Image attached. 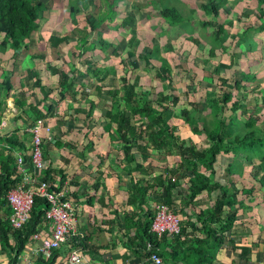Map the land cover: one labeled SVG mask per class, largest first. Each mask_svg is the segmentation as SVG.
<instances>
[{
  "label": "trees",
  "instance_id": "16d2710c",
  "mask_svg": "<svg viewBox=\"0 0 264 264\" xmlns=\"http://www.w3.org/2000/svg\"><path fill=\"white\" fill-rule=\"evenodd\" d=\"M196 1L199 2L201 14L212 16L209 21L198 22L199 28H202L200 37L204 40L203 43L192 34L186 38L203 54L199 57L202 68L199 71L200 79L196 83L201 85L206 82L209 84L210 80L215 81L213 89L206 90L201 102L202 109L210 115L208 119L199 114L194 117L198 106L192 102L190 94L195 91V75L189 77L191 87L183 94V100L174 91L171 66L165 57L160 56L159 42H149L148 46L136 50L134 37H131L128 48H123L121 52L117 46L123 36L115 40L103 36L98 41H90L91 34L103 22L102 15L95 16L92 12L93 5L97 8L95 0H71L67 20L69 26L74 28L71 30L68 26L64 32L54 28L56 33L50 32L42 23L46 19L44 12L50 9L43 0H0V53L10 49L13 59H17L21 50L32 48L34 33L40 32L42 41V31L43 36L44 31L50 32L47 37L49 48L56 49L71 40L77 49V63H74L72 71L65 72L64 60L63 64H59L57 59L55 62L49 61L47 70L56 79L51 86H46L39 71L33 69H17V73L12 69L1 70L0 124L4 112L2 96L13 99L17 111L13 120L25 124L23 142L16 133L19 129L0 136V244L14 254L12 264L16 263L19 254L25 251L31 240H37L35 234H41L43 228L50 231L45 220V212L49 208L45 198H35L30 219L19 229L9 227L11 209L5 199L6 193L25 178V173L18 170L16 152H22L23 162L28 166L27 174L35 172L31 161L32 146L28 149L25 142L32 140L29 129L39 119L58 130V133H53L52 130L48 134L42 133L41 150L46 169L41 179L53 182L54 174H58L59 188L68 179L65 171L69 167V160L66 156H73L72 150H77L78 145H82L79 141L72 142L68 136L78 134L82 141H86L82 150L77 152V159L83 162L86 152L93 147L91 134L99 142L108 141L110 151L107 155L118 163L116 168L119 169L112 171V174L117 179L118 189L127 193V201L122 208L131 207V211L121 210L120 218L116 210L111 211L113 217H102L101 224H96L97 229L101 230L103 224H117L122 228L121 237L127 239L125 244L137 256L147 257L155 253L160 241L169 237L166 234L158 236L150 230L157 204H163L179 215L180 231L170 236L175 242L174 247H171L173 255L170 253V256L177 263L211 264L215 252L222 244L230 241L235 246L231 234L239 210L248 209L245 202L264 203V107L260 109L258 104L259 100L264 104V97L258 95L256 104L250 107L243 102V95L256 82L257 77L253 71L243 70L238 74V79L222 75V71L227 72L236 66L234 59L240 60L241 54L237 50L232 49L229 63L218 60L215 62L212 59L216 55L230 52L232 44L226 41L233 36L238 38L235 46L239 50L243 48L241 53L246 51L249 54L251 62L248 61V69L259 63L254 54L257 46L252 39V31L264 29V0H254L259 7L255 16L261 21L260 25L257 28L246 25L245 29L236 34L230 32L237 26L234 20H216L219 10L228 8L229 0ZM49 2L51 6V0ZM152 2L154 1L147 3ZM112 5L114 3L108 5L105 17L114 14ZM229 11L231 10L228 13ZM79 15H84V27L78 26ZM157 16L155 19L164 21L163 26H177L183 33H191L193 29L188 17L182 16L166 3ZM133 20L132 11L126 12L125 17L120 19L119 27L123 35L131 28ZM164 33L161 31L162 35ZM171 47L172 44H165L166 50ZM108 49L110 53L107 54ZM179 49L183 48L179 46ZM89 51L91 54L88 56L86 53ZM115 55L120 57L119 69L107 63L110 56L116 57ZM96 56L98 59H94ZM37 57L40 56L32 55L31 60ZM212 61L215 64L211 67ZM136 70L138 73L133 74ZM150 72H154L152 79L139 85V79ZM16 74L19 78L14 81ZM26 78L28 81L32 80V84L28 86V82H23V85L18 83ZM158 84H162L159 91ZM251 89L256 91L260 87L251 86ZM77 95L78 106L69 108V100L75 101ZM226 109L230 111L229 115H224ZM55 111L58 113L54 117ZM239 111L241 113L237 114ZM242 116L245 118L242 119ZM65 123H71V128L68 129ZM75 126L78 129L73 133L72 128ZM63 137L67 139L62 141ZM52 145L57 151H61L60 162L64 164L61 167L56 168L49 160L50 149L54 154ZM105 147L106 144H103L102 149ZM172 156L178 157L179 162L170 167L166 160ZM148 160V168L156 172V176L149 181L145 179L150 174L139 163H147ZM216 166L219 168L215 170ZM217 170L221 171L220 179H216ZM134 173L140 178L128 180V184L122 186V177L132 178ZM245 177L246 181L253 180V186L239 188L238 184ZM72 186L71 196H74L76 186ZM100 186L95 184L91 187L96 190ZM83 191L84 187L81 185L77 194L79 192L78 195L83 196ZM212 195L214 199L210 201ZM87 202L90 203V200ZM118 208L120 209L115 207ZM89 238V233H71L50 253L34 252L35 258L31 260L34 262L30 264H68L71 252L79 251L82 255L89 251ZM248 250L247 246H242L240 252L246 253Z\"/></svg>",
  "mask_w": 264,
  "mask_h": 264
},
{
  "label": "rangeland",
  "instance_id": "374dc122",
  "mask_svg": "<svg viewBox=\"0 0 264 264\" xmlns=\"http://www.w3.org/2000/svg\"><path fill=\"white\" fill-rule=\"evenodd\" d=\"M45 2V5L47 8L50 7V9H47L48 11H45L43 16L46 19H43L42 23L45 25V27L50 30V32H54V28H59V31L64 32V28L68 27V20H67V12H68V6L71 3V0H51V6L49 0H43ZM76 1V0H75ZM89 1V0H87ZM151 0H95V4L97 5V8L95 5H93L92 12L97 15H102L103 22L99 26V28L91 34L92 40H100L103 36L106 39L115 40L116 38L119 39L120 36H123L120 39V44L118 42L117 48L123 52V48H128L129 45V39L131 37H134L133 44L136 46L137 49L144 48V46H148L149 42H159L160 46V56L165 57V59L168 60L169 66H171L172 70V87L175 92H177L178 95H181V100L184 99L183 94L186 93L191 87V79L189 77H193L195 75V91L191 95V99L193 103L197 104V111L194 114V117H196L198 114L200 117H206L207 119L210 117V115L207 113L206 110L202 109L203 104L201 103L204 97V94L206 93V90H212L215 84V81L210 80L209 84L206 82V84L198 85L196 83L197 80L200 79V59L199 57L203 55L200 50H198L196 47L193 46V44L187 40V35L192 34V36L200 37L202 33V28H199L198 22L200 21H209L212 19V16H204L200 12L199 8V2L196 0H152L151 4H148L147 2H150ZM92 3V2H91ZM114 3V5L111 6V10L114 14H112L110 17H105L107 11L109 10L108 5ZM166 3L168 6L173 7L175 10H177L182 16L188 17L191 24L193 25V29L191 33H183L181 30L177 28V26L168 27L166 25L163 26L164 21L162 19H155L158 15V12L160 11L162 5ZM229 5L227 9L222 8L219 10L220 14L216 18L218 22H223L227 18L234 20L236 28L232 29L230 32L232 34H236L239 31L246 28V25H251L254 28H257L261 21L255 16L256 13L259 12V7L257 6L256 2L254 0H229ZM60 10V11H59ZM228 10L230 13H228ZM131 12L134 14V20L131 28H128L125 32V35H123V32L120 30V19L122 17H125L126 12ZM158 17V16H157ZM71 20V19H70ZM264 21V18L262 19ZM78 26L84 27L85 20L84 15H79L77 17ZM53 22V23H52ZM134 26V28H132ZM71 27V30L74 28ZM161 27H163L161 29ZM210 28L207 29L209 32ZM161 31H164L165 33L162 35ZM50 32L44 31V36L41 41V39L38 37V34H33L34 42L32 44L31 51L21 50L19 53L17 59H13L12 51L10 49L4 51L3 53H0V73L1 70H9L12 69L15 71L14 73H17V69L21 71H25V69H28V67L32 66V60L31 56L32 54L40 56L37 57L35 62V69H38L39 76L43 78V83H45L46 86H51L55 82V78L51 76L47 70V66L49 65V61H54L57 59L59 64H63L62 61L64 60L65 66L64 70L65 72L72 71L74 63H77V49L73 46V41H68L60 47L56 49H51L48 46L47 43V37L49 36ZM252 39L256 43V50L254 51V54L256 56V59L259 60V63L252 67V69H248V63L251 62L249 54L244 51L241 53L242 49L235 46L236 42H238V38H233L231 36L228 41L229 44H232V48L229 49V53H222L221 55H216L214 60L215 62L221 61L224 63L231 62V53L232 51H236L237 53L241 54L240 60L234 59L236 66L233 69L228 70L227 72L222 71V75L228 77L229 79H238V74L242 72L243 70L246 71H253L256 75V82H254L251 86H259L260 89H257L256 91L251 89V86H249V90L247 94L243 95V102L245 105L253 106L256 104V99H259L257 96L262 95L264 97V29L263 30H255L252 31ZM38 45L35 43L38 42ZM202 40V39H201ZM128 41V43H127ZM145 43H144V42ZM116 42V41H113ZM140 42V43H139ZM204 40H202V43ZM170 43L172 44V47L168 50L165 49V44ZM179 46L183 49H179ZM233 49V50H232ZM110 49L106 50V53H110ZM261 50V52L257 51ZM205 52V51H204ZM88 56L91 54V51L86 53ZM110 56V60L108 57L109 62H107L109 65H113L115 68L119 69V59L120 57L118 55ZM196 56L197 60L196 61ZM94 59H98V57H94ZM218 60V61H217ZM212 61L210 63V66L215 64V62ZM249 61V62H248ZM67 69V70H66ZM138 71L136 70L133 74H137ZM154 72H150L149 75H144L139 80L141 83L139 85H144V82H147V80L152 79ZM14 81H17L19 78V75H15ZM1 78V74H0ZM154 82V81H153ZM162 84H158L157 91L161 90ZM176 86V87H175ZM139 89V88H138ZM140 90V89H139ZM257 93V94H256ZM218 93L216 97H218ZM70 97V96H68ZM75 101L69 100L68 107L73 109L74 107L78 106V99L79 96L77 95L75 97ZM11 103V102H10ZM259 108L263 109L264 104L259 100L258 102ZM185 105V104H183ZM6 109H9V112L7 115L14 114L16 110L12 109L10 110V107H6ZM241 111L237 112V114H240ZM230 111L226 109L224 111V115H229ZM9 116H7L8 118ZM245 118V116H242V119ZM6 121V120H5ZM179 121V120H178ZM6 123H9V121H6ZM71 125V124H70ZM77 125V124H76ZM67 127V126H66ZM69 129V127H67ZM73 131L74 128H72ZM58 131V130H57ZM56 131V128L53 127V133H58ZM72 131V132H73ZM28 137V135H27ZM80 138V136H78ZM90 138L94 141H96V138L94 137V134L90 135ZM67 138L63 137L62 141H65ZM195 141L196 138H194ZM29 143H31V140H28ZM202 144H204L202 142ZM197 145V144H196ZM78 149L73 151V156H68V160L71 162V167L73 168L75 165L81 163L77 159V152L82 150V145H78ZM171 162L176 160V157H171ZM82 164V163H81ZM83 165V164H82ZM79 168L80 170H83L84 166ZM87 166V165H85ZM70 167V168H71ZM219 168L218 166L215 167V170ZM221 168V167H220ZM73 171V170H71ZM216 173V179L221 178V171L217 170ZM72 175V173H71ZM247 177L243 179L241 183L238 184L239 188H242L243 186L251 187L253 186V180L248 179ZM214 195H212V198ZM250 203V202H248ZM249 206L252 209H255V212L262 211L264 209V203H257V201H254L253 203H250ZM264 211V210H263ZM254 219V218H253Z\"/></svg>",
  "mask_w": 264,
  "mask_h": 264
},
{
  "label": "crops",
  "instance_id": "0c3cea01",
  "mask_svg": "<svg viewBox=\"0 0 264 264\" xmlns=\"http://www.w3.org/2000/svg\"><path fill=\"white\" fill-rule=\"evenodd\" d=\"M66 29L67 27L63 30L65 31ZM35 34H38V37L40 38V32H36ZM39 41L36 42L35 45H38ZM32 63L33 65L28 67V69L38 71V69H35L34 60L32 61ZM23 82H28L29 86L33 81H28L27 78L18 81V83L22 85ZM27 87H25V89H28ZM1 99L4 101V112L2 122L0 124V136L4 134L9 135L12 131L19 129L18 131H16V133L20 136V139L23 142L22 135L23 133H25V129H23L25 128V124H23V122L21 121L17 122L13 120L14 115L17 113V111L13 115H7V113L9 112V109H6L7 106L10 107V110L12 109V111L15 109L13 99L7 96H2ZM57 113L58 111H55L53 116L55 117ZM7 116L9 117L7 118ZM5 120L9 121V123H6ZM70 124L71 123H65L67 127L71 128ZM53 127L54 126H52L51 128L52 131ZM77 129L78 127L75 126L74 130L76 131ZM75 131H73V133ZM78 136V134H71L70 136H68V139L74 143L79 141V143L84 146L86 144V141H82ZM103 144H106L105 149H102ZM25 145L28 147V149H31L32 140L31 143H29L28 141L25 142ZM51 147L54 154L51 153L50 149L48 154L49 160L56 166V168H58L59 166H63L64 164L60 162L61 151H57V149L53 145ZM109 149L110 148L108 141H94L93 147L86 152L85 161L83 162L79 160L83 165L79 163L72 168L71 162L69 161V167H66L65 171L68 175V179L61 183L63 184V186L64 184H66V188L69 190L68 196L70 200H73L72 203L76 213V233L82 235H85L86 233L90 234V238L87 240V244L89 245L87 249L89 251H86L81 255L82 264H154L153 262H151L149 256L140 257L133 253L131 247L125 244L127 240L126 237H121L120 233L122 228H119L117 224L114 226L103 224V228L101 230L97 229L96 224H101L102 217H113V215L110 213L111 211L116 210L118 213L117 216H119V218L121 217V210L131 211V207L122 208V205L127 201V193L122 189H118L117 179L115 175L112 174V171L119 170L116 168L118 163L116 164L112 161L110 156L108 157L107 153H109ZM67 150L71 151V149ZM73 151L75 150L73 149L72 153ZM20 154H22V152H16L15 156ZM66 159L68 160L67 156ZM170 159L171 157H168V159L166 160V163L170 167L179 162L178 157H176V160L173 162H171ZM139 163L143 166L144 170L150 174V176L145 180L149 181L151 178H154L156 176V172H154L155 170L153 169V171L147 166L150 165L149 160L147 161V163H143L142 161H140ZM81 165L84 166L83 170L79 169ZM26 167L28 168V166ZM30 175L35 180H41L42 178V176H39L38 173L34 171H31ZM59 178L60 177L58 174H54L53 179L56 180L55 182H57V184ZM139 178L140 176L136 175L135 173L132 175V178L122 177V186L125 185V183L128 184V180L130 181L131 179H133L135 181ZM71 180L73 183H71ZM95 184H99L101 186L98 189L93 190L91 186ZM72 185L76 186L74 189L76 190V195L74 196H71V189L73 190ZM81 185L84 187L83 192L85 193V195L83 196L78 195L79 192L77 194V191L79 190V187ZM213 199L214 197L212 198V196H210L209 200L213 201ZM87 200H90V203H88ZM257 203H259V201H257ZM249 204L250 203L245 202V205L246 207H248V209L239 210L238 218L233 225L231 236L234 239L233 244L235 246L233 247L230 241L222 244V246L215 252L211 264H264V209L262 211L255 212V209H252ZM115 207H120V209H115ZM186 209L187 208H184V210ZM187 213H190V211H187ZM111 226H113V228ZM108 228H110V230H107ZM46 229L47 228H43L41 231L43 238L47 237V235L49 236V231L47 232ZM29 243L30 244L26 246L25 251L19 254V257L17 258L15 264H26L25 260H23L25 256L31 257V260H34L35 255L33 253L36 246L39 245V240H31V242ZM174 244V238L170 236L160 241V246L156 249V253H161L157 254L158 256H160L162 264H180L172 260L170 256V253L171 255H173L171 247H174ZM242 246H247L249 249L248 252H240ZM13 255L14 254H12L8 248L1 246L0 244V264H12ZM33 262L34 261H32V263Z\"/></svg>",
  "mask_w": 264,
  "mask_h": 264
},
{
  "label": "built area",
  "instance_id": "2783aa9c",
  "mask_svg": "<svg viewBox=\"0 0 264 264\" xmlns=\"http://www.w3.org/2000/svg\"><path fill=\"white\" fill-rule=\"evenodd\" d=\"M32 134V163L33 169L38 175L42 176L46 169L43 161L41 142L42 133H50L51 126L45 124L43 119H39L33 128L29 129ZM18 170L25 178L22 182L6 193L5 199L11 209L8 218V224L11 229H19L30 219L31 211L36 197L45 198L49 204L45 212V220L50 229L48 238H43L41 234H35V238L40 244L34 250L36 254H48L54 248L59 247L69 234L76 232L75 210L68 194L69 190L66 184L59 188V183L46 182L44 180H35L30 174H27L25 162L22 154L16 156ZM150 230L156 235L177 234L180 231V218L163 204H157L154 209L153 218L150 224ZM154 264H162L160 256L152 253L149 256ZM26 264L32 263L31 257L23 258ZM68 264H82V256L79 251H73L68 258Z\"/></svg>",
  "mask_w": 264,
  "mask_h": 264
},
{
  "label": "clouds",
  "instance_id": "9594fccd",
  "mask_svg": "<svg viewBox=\"0 0 264 264\" xmlns=\"http://www.w3.org/2000/svg\"><path fill=\"white\" fill-rule=\"evenodd\" d=\"M86 2H87V0H86ZM52 128V127H51ZM175 213V212H174ZM175 214H177V213H175ZM178 215V214H177ZM179 216V215H178ZM166 235H168V234H166ZM173 235V234H172ZM161 236V235H160ZM168 236H171V235H168ZM160 238V237H159ZM156 253V252H155ZM152 254V253H151ZM157 254V253H156ZM158 255V254H157ZM150 256V255H149ZM162 261V260H161Z\"/></svg>",
  "mask_w": 264,
  "mask_h": 264
}]
</instances>
